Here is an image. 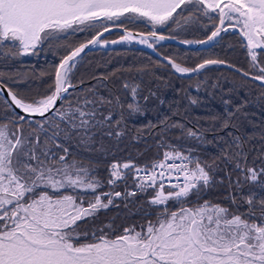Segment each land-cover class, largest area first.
Instances as JSON below:
<instances>
[{
	"label": "snow or ice",
	"instance_id": "snow-or-ice-1",
	"mask_svg": "<svg viewBox=\"0 0 264 264\" xmlns=\"http://www.w3.org/2000/svg\"><path fill=\"white\" fill-rule=\"evenodd\" d=\"M182 5L194 8L193 14L184 18L185 23L199 22L198 13L219 22L218 25L213 23L214 30L207 41L185 40L183 43H207L221 32L239 27L246 38L250 70L237 71L246 77L258 72L252 79L264 85V0H0V54H4L3 48L8 46L5 42H11V48L15 49L8 54L17 56L33 52L59 33L96 29L86 42L74 48L68 46V54L56 67L54 82L46 90L48 94L40 98L14 91L8 82L15 86V78L0 73V101L12 115L9 123L0 124V264H264V197L258 198L255 192L243 198L248 206L243 213H232L226 207L210 205L207 201L195 208L181 207L178 211L164 207L156 222L141 225L140 231L135 226L125 228L123 234L114 239L105 234L97 236L93 231L94 242H80L81 236L89 234L78 231V222L108 208L121 193L96 194L104 182L92 174L94 169L81 167L76 161L68 162V149L56 143L61 133L64 139H70L73 132L82 141L90 142L94 135H89L91 129L103 127L112 120L111 111L105 115L97 106L98 102L86 95L77 99L75 107L65 106L66 94L74 87L70 74L77 58L89 46L136 40L154 48L155 42L167 37L155 30L134 35L123 27L125 20L131 23L144 18L155 28L170 20L175 22L173 14L177 9L183 12ZM105 22L122 27L124 34L118 40L103 39L104 34L111 31ZM165 59L180 74L225 63L207 59L189 68ZM129 87L135 98L137 88L125 84V88ZM57 101H60L59 106ZM110 103L103 98L99 101L100 105ZM128 107L139 111L135 103ZM17 109L25 115H20ZM34 115L42 119L33 121ZM26 118L44 133L43 143L35 131L24 134L22 122ZM60 123L66 127L61 128ZM45 124L54 130L51 136L47 135ZM174 126L183 128L180 124ZM228 126L225 121L223 127ZM187 135L197 137L191 130ZM233 144L232 154L225 153V158L244 173L245 183L264 190V167H248L241 139L235 137ZM53 145L64 155L53 150ZM170 160L173 162L169 163ZM177 160L180 163H175ZM260 161L264 164V154ZM211 167L206 162L202 164L191 150L187 155L177 150L166 151L163 160L151 167L113 163L107 184L114 186L125 178V170H134L137 191L143 193L152 189L154 192L150 205L164 206L169 201L184 203L192 194L199 197L201 188L210 183L206 169ZM181 177L182 182L172 183L174 178L181 181ZM236 184L241 186L239 179ZM69 189L77 194H64ZM80 189L94 194V201L89 200L88 207H84ZM126 195H135V192ZM102 196L108 197L107 203H103ZM107 227L111 230V225ZM97 231L103 233V229Z\"/></svg>",
	"mask_w": 264,
	"mask_h": 264
},
{
	"label": "trees",
	"instance_id": "trees-1",
	"mask_svg": "<svg viewBox=\"0 0 264 264\" xmlns=\"http://www.w3.org/2000/svg\"><path fill=\"white\" fill-rule=\"evenodd\" d=\"M182 8L183 12L177 9L180 15L173 14L175 22L170 20L166 25L153 28L146 19L140 18L131 23L125 20L123 26L143 31L156 30L185 41L207 38L214 30L213 23L218 24V20H209L202 13L197 14L201 17L199 22L185 23L184 18L193 14L194 8L191 5H182ZM105 23L112 25L110 22ZM95 31L59 33L33 52L17 56L8 54L15 49L11 48V42H5L8 46L3 48L4 54H0V73L15 78V86L7 80L5 82L18 93L32 98H36L38 93L45 95L54 82L59 61L68 53V46H78L90 39ZM120 34V31H112L106 38L114 39ZM155 45L160 52L186 67H193L207 59H223L245 71L250 70L246 43L237 31L227 30L211 44L199 48L184 47L168 41H160ZM70 79L71 84L81 85L66 94V107L69 104L75 107L77 99H83L86 95L88 99L98 102L97 106L105 115L109 111L112 113V120L107 125L91 129L89 135H94L90 142L82 141L75 132L70 139H64L61 133L56 141L68 149V162L76 161L81 167L94 169L92 174L104 182L96 194L110 192L107 184L109 167L115 160L122 165L131 163L137 167L148 164L165 150L175 149L185 153L191 150V154L198 157L202 164L206 162L212 166L206 169L210 183L204 187L203 194L199 197L189 196L184 203L169 201L164 206L149 204V197L154 195L152 189L126 195L130 193L127 187L132 183L133 170H125V178L115 185L116 189L124 190L122 196L114 197L112 204L100 209L94 217L78 222V231L89 234L87 237L81 236L80 242L93 240V231H96L97 236L101 235L97 231L99 229H103L107 238L113 239L121 235L131 222L137 228L149 221L155 223L164 207L178 211L181 207L192 208L201 200H209L239 214L247 210L243 198L250 192H255L258 198L264 197V190L245 183L244 173L236 168L234 162L225 158V153L232 154L235 147L233 140L239 137L247 155V166L264 167L260 161V156L264 154V85L260 82L217 65L208 66L191 76L178 75L168 62L133 43L98 47L83 53L77 59ZM125 84L137 88L135 98L131 88H125ZM101 98L111 103L100 105ZM133 103L139 106V111L129 109V104ZM11 118L10 110L0 101V121ZM31 119L40 121L42 118ZM225 121L228 127H223ZM177 124L183 125V128L175 127ZM22 126L26 136L35 131L40 134L43 143L44 133L35 122L29 124L26 118ZM44 127L52 135L54 130L47 124ZM60 127L65 128L66 124L60 123ZM189 130L196 132L197 137L188 136ZM109 132L112 135H108ZM117 132L121 134L115 135ZM49 143L53 144L52 141ZM53 150L64 155L54 145ZM238 179L240 187L236 184ZM78 191L93 194L84 189ZM102 197L105 199L103 203H107L108 197ZM107 225H111V230Z\"/></svg>",
	"mask_w": 264,
	"mask_h": 264
},
{
	"label": "water",
	"instance_id": "water-1",
	"mask_svg": "<svg viewBox=\"0 0 264 264\" xmlns=\"http://www.w3.org/2000/svg\"><path fill=\"white\" fill-rule=\"evenodd\" d=\"M110 27V29H111V31L110 32H112V31H121L122 33H123V28L122 27H117V26H114V25H111V26H109ZM124 27V26H123ZM225 27H227V26H225ZM128 29V28H127ZM129 31H131V32H133V34L135 35V34H139V33H145V34H147L148 32H144V31H140V30H135V29H128ZM233 30H235V31H238L239 32V27H237V28H235V29H233ZM100 31H102V29L100 30ZM156 31V30H155ZM110 32H108V33H110ZM108 33H105L104 34V36L105 35H107ZM159 33V32H158ZM222 33V32H221ZM240 33V32H239ZM124 34V33H123ZM122 34V35H123ZM159 34H161V35H164V36H166L167 37V39H165L164 41H169V42H174V43H176V44H179V45H182V46H184V47H189V48H199V47H202V46H207V45H209V44H211L213 41H209V42H207V43H193V44H185V43H183V41L184 40H180V39H178V38H176V37H174V36H172V35H168V34H163V33H159ZM240 35H241V33H240ZM241 37L246 41V38H244L242 35H241ZM111 40H113V39H111ZM197 41H207V38H204V39H200V40H197ZM84 42H86V41H84ZM129 43H133V44H135V45H137V46H139V47H141V48H143V49H146V50H148V51H150V52H152L153 54H155L156 56H158V57H160L161 59H163V60H165L166 62H168L165 58L167 57V58H170V59H172V60H174L173 58H171V57H169V56H167V55H164V54H162L161 52H159L155 47L153 48V47H149L148 45H144V44H140V43H138L136 40H133L132 42H129ZM111 44H108L107 45V47L108 46H110ZM97 47H106V46H104V45H93V46H89V48H87V49H85V51L83 52V53H85V52H87V51H89V50H92V49H94V48H97ZM83 53H81V55L83 54ZM68 54V53H67ZM66 54V55H67ZM80 55V56H81ZM216 60H222V61H224L225 63H223V64H217V66H224V67H228V68H230V69H232V70H235V71H237V69H242V68H240V67H238V66H236L235 64H233V63H231V62H229V61H226V60H223V59H216ZM61 61V60H60ZM60 61H59V63H60ZM203 62V61H202ZM202 62H200V63H202ZM200 63H198V64H200ZM198 64H196L195 66H193V67H189V68H195ZM59 65V64H58ZM209 66H212V65H209ZM232 66H234V67H232ZM186 67V66H185ZM208 67V66H207ZM173 71H174V69H172ZM202 70V69H201ZM242 70H244V69H242ZM200 71V70H199ZM199 71H197V72H199ZM245 71V70H244ZM175 72V71H174ZM197 72H192V73H187V74H180V73H177L178 75H182V76H190V75H192V74H195V73H197ZM237 72H239V73H241L242 74V72L241 71H237ZM176 73V72H175ZM243 75V74H242ZM252 75H257V74H251L250 76H247L248 78H250V79H252ZM254 80V79H253ZM258 82H260V81H258ZM261 83V82H260ZM262 84V83H261ZM73 85V84H72ZM81 85V83H79V84H77V85H73L74 87H76V86H80ZM74 87H72V88H74ZM72 88H69V90L70 89H72ZM4 97L6 98V99H8V96H7V92H5L4 93ZM60 103V101H57V105ZM18 113H20L21 115H25L23 112H22V110H19V109H17L16 110ZM35 117H39L38 115H34V116H32L31 118H35Z\"/></svg>",
	"mask_w": 264,
	"mask_h": 264
},
{
	"label": "rangeland",
	"instance_id": "rangeland-1",
	"mask_svg": "<svg viewBox=\"0 0 264 264\" xmlns=\"http://www.w3.org/2000/svg\"><path fill=\"white\" fill-rule=\"evenodd\" d=\"M219 23V22H218ZM218 25V24H217ZM108 26H111V25H108ZM227 26V25H226ZM228 30H231V31H235V30H233L232 28H229ZM117 31V30H116ZM140 31H143V30H140ZM144 32H150V31H144ZM158 32V31H157ZM225 32V31H224ZM223 33V32H222ZM221 33V34H222ZM220 34V35H221ZM209 36V35H208ZM207 36V37H208ZM103 39H108V38H106V35L103 37ZM200 39H204V38H198V39H190L191 41H197V40H200ZM216 39V38H215ZM215 39H214V41H215ZM109 40V39H108ZM245 41V40H244ZM158 42H160V41H158ZM169 42V41H168ZM157 43V42H156ZM155 43V44H156ZM171 43H174V42H171ZM245 43H246V41H245ZM155 48H156V46H155ZM157 49V48H156ZM158 50V49H157ZM159 51V50H158ZM257 51H259V50H257ZM160 52V51H159ZM162 53V52H161ZM163 54V53H162ZM165 55V54H164ZM168 56V55H167ZM158 57V56H157ZM170 57V56H169ZM79 58V57H78ZM77 58V59H78ZM160 58V57H159ZM165 61V60H164ZM184 66V65H183ZM201 71V70H200ZM196 74V73H195ZM192 75H194V74H192ZM191 76V75H190ZM39 95H35V97L36 98H40V97H42L43 95H40V93H38ZM48 94V93H47ZM7 123H9V120H7V121H0V124H7ZM10 127H13V125H9ZM49 130V129H48ZM48 130H47V135H51L49 132H48ZM165 151H167V150H165ZM165 151H163L162 153H161V155L160 156H157V157H154V158H152L150 161H149V163L148 164H146V165H140V166H137V167H150L151 165H152V163L156 160V159H158V158H160L162 155H163V153L165 152ZM117 183H119V182H117ZM116 183V184H117ZM115 184V185H116ZM132 184V183H131ZM115 185L114 186H110V188H109V191L111 192V193H115V192H121L122 190H119V189H116V187H115ZM127 188H129V187H127ZM167 188L168 187H165V192H167L168 190H167ZM203 190H204V187H202L201 188V192H200V194H199V196L201 195V194H203ZM131 193V192H130ZM64 194H69V195H76L77 193L76 192H74V191H67V192H65ZM79 194L80 195H82L83 196V198H84V201H85V203H84V207H88V201L89 200H93L94 201V194H86V192L84 191V193H81V192H79ZM192 195H194L195 196V194H192ZM192 195H190V196H192ZM122 196V195H121ZM154 196V195H153ZM153 196H151V197H149V199H151ZM197 196V195H196ZM78 199H79V197H78ZM103 200H105L104 199V197H102V201ZM107 200V199H106ZM202 202H198L196 205H194V207H192V208H195L197 205H203L204 204V202L205 201H207V202H209V200H201ZM106 202V201H105ZM209 204L210 205H216V204H213V203H211V202H209ZM132 226H134V224L131 222L130 224H129V226H127L126 228H129V227H132ZM125 229V228H124ZM136 230L137 231H140L141 230V228H137L136 227ZM102 234H104V233H102ZM121 234H123V232L121 233ZM106 235V234H105ZM107 236V235H106ZM112 239V238H111ZM114 239V238H113ZM90 242H94V240H91V241H89V242H86V243H90Z\"/></svg>",
	"mask_w": 264,
	"mask_h": 264
},
{
	"label": "built area",
	"instance_id": "built-area-1",
	"mask_svg": "<svg viewBox=\"0 0 264 264\" xmlns=\"http://www.w3.org/2000/svg\"><path fill=\"white\" fill-rule=\"evenodd\" d=\"M171 151H173V150H167V152H171ZM177 151H179V150H177ZM166 152V151H165ZM180 152H182V151H180ZM182 153H184V154H188V152L187 153H185V152H182ZM163 160V155L160 157V158H158V159H156L153 163H155V162H158V161H162ZM169 163H172L173 161H168ZM113 163H119L121 166H122V164L118 161V160H115V161H112L111 162V164H110V167H111V165L113 164ZM152 163V164H153ZM175 163H180V161H175ZM151 167V166H150ZM139 168H145V167H139ZM157 171H159V169H157ZM125 175H126V173H125ZM133 175H134V170L132 171V173H131V177H132V184L129 186V192H131V193H133V192H137V189H136V182L134 181V179H133ZM141 175H143V173H141ZM174 176H175V174H173ZM119 181H121V180H119ZM119 181H117V182H119ZM177 182H182V177H181V181H177L175 178L173 179V181H172V183H177ZM165 184H166V186L165 187H168L167 186V182H165ZM121 193V192H120Z\"/></svg>",
	"mask_w": 264,
	"mask_h": 264
},
{
	"label": "bare ground",
	"instance_id": "bare-ground-1",
	"mask_svg": "<svg viewBox=\"0 0 264 264\" xmlns=\"http://www.w3.org/2000/svg\"><path fill=\"white\" fill-rule=\"evenodd\" d=\"M125 27V26H124ZM126 28H128V27H126ZM128 29H130V28H128ZM121 32V31H120ZM123 33L121 32V34L118 36V37H116V38H114L113 40H118L119 39V37L122 35ZM208 38V37H207ZM125 43H128V42H122V44H125ZM118 44H121V43H117V44H111L110 46H114V45H118ZM110 46H108V47H110ZM202 47H204V46H202ZM98 48V47H97ZM101 48H107V46L106 47H101ZM127 172V171H126ZM125 172V173H126ZM136 193H139V191H137Z\"/></svg>",
	"mask_w": 264,
	"mask_h": 264
},
{
	"label": "flooded vegetation",
	"instance_id": "flooded-vegetation-1",
	"mask_svg": "<svg viewBox=\"0 0 264 264\" xmlns=\"http://www.w3.org/2000/svg\"><path fill=\"white\" fill-rule=\"evenodd\" d=\"M129 28V27H128ZM130 29H132V28H130ZM136 30V29H135Z\"/></svg>",
	"mask_w": 264,
	"mask_h": 264
}]
</instances>
